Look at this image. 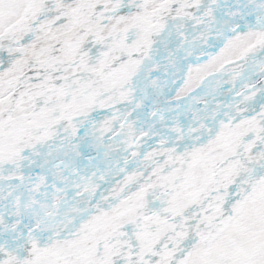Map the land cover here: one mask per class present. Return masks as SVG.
Here are the masks:
<instances>
[{
  "label": "snow or ice",
  "instance_id": "1",
  "mask_svg": "<svg viewBox=\"0 0 264 264\" xmlns=\"http://www.w3.org/2000/svg\"><path fill=\"white\" fill-rule=\"evenodd\" d=\"M0 264H264V0H0Z\"/></svg>",
  "mask_w": 264,
  "mask_h": 264
}]
</instances>
